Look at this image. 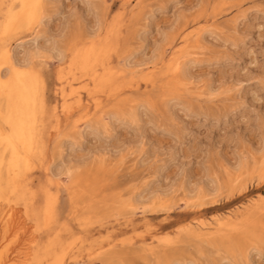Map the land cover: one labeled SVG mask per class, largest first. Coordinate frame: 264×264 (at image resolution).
<instances>
[{"label":"rangeland","instance_id":"rangeland-1","mask_svg":"<svg viewBox=\"0 0 264 264\" xmlns=\"http://www.w3.org/2000/svg\"><path fill=\"white\" fill-rule=\"evenodd\" d=\"M19 6L0 2L12 60L55 45L28 65L35 143L0 192V263L264 264V0Z\"/></svg>","mask_w":264,"mask_h":264},{"label":"bare ground","instance_id":"bare-ground-1","mask_svg":"<svg viewBox=\"0 0 264 264\" xmlns=\"http://www.w3.org/2000/svg\"><path fill=\"white\" fill-rule=\"evenodd\" d=\"M15 1L19 2L20 6L18 9L21 11V15L23 17V20H25L24 16H28V17L31 16L32 17L34 15L36 8H37L38 12L41 11V8H42L41 4H42L43 0H15ZM16 13H17V11H15V8L12 7L10 9V14H8L9 17H8L7 22H6V31H7V29L13 30V29H11L12 26L16 27V25H14V23H13V21H14L13 19L16 18V16H15ZM42 18H43L42 15H39V17L37 19V21H38L37 25L40 24V22L42 21ZM19 21L21 22V20L18 19V22ZM22 23H23V21H22ZM21 27H22V25H21ZM14 30H16V29H14ZM43 32H44V30H43ZM37 37H39V36H37ZM37 39L38 38H36V36H35L34 37L35 41L33 40V42L35 44L33 46L34 47L33 50L28 49L29 51H27L26 55H23V56H25V58L23 57L22 60L16 61L15 59H13L16 62L12 60L13 55L11 56L12 52L10 51L11 49L8 48V42L3 41L1 46H0V192H1L2 188H5L7 186H11L12 184L14 185L15 179L18 178V176L20 174H22V171L24 169H26V167H28L30 164L29 153L32 152V151H30L32 149V146H33L32 139L34 140V143H35V139H34V132H33L32 127L29 126V123L24 121L26 117H28V118H26V120H27V119H29L30 115H32L31 113L33 110L28 107V104H29L30 99L33 98V100H34L33 91H32V93L28 92L29 89L32 87V82H33L32 81V79H33L32 73L29 72L28 65H29V63H31L30 61L33 58H35L36 55H38V54L41 55L40 52L44 51V49H45V51L52 53L50 47H53L55 45V44L54 45L51 44L52 46L48 47L50 49V51H48L45 48V47H47L46 45H45V47H43V46L40 47L41 45L39 46L38 44H36ZM107 42H109V41H107ZM31 44H32V42H31ZM109 46H110V44H109ZM31 47H32V45H31ZM55 48H57V47H55ZM55 48H53L54 51H56ZM58 48H60V47H58ZM60 51H61V48H60ZM47 52H42V53L44 55H47ZM94 52H95L94 50L87 52L86 53L87 55H85L81 59V61L78 63L79 64V70L81 71V73L83 72L82 73L83 75H88V71L93 69L94 63H93V60L91 59V56ZM57 53H59L58 50H57ZM61 54H62V51H61ZM49 55H47V56H49ZM53 55L54 54L52 53L51 56L53 57ZM40 57H42V56H40ZM57 57L58 56L56 54V58ZM54 58H55V56H54ZM75 63H76V60H75ZM5 65H10V72H11L10 74H9V72L4 73V74L1 72V71H4L2 69L5 67ZM184 71H187V70H184ZM185 73H184V75H185ZM95 75H96V73H95ZM10 79H12V80L10 81ZM92 80L95 82V85H97V87H99L100 91H103L105 88H107L109 85V82H110V81H108L107 78H101V79H97V80L93 78ZM67 81L69 82V80H67ZM75 81L76 80H74V82ZM84 90L87 91L86 88H84ZM78 94H79V90L76 89L75 87H73L71 84H69L68 87L66 89H64V91H63L64 102L65 101L67 102L68 97L78 95ZM29 97H30V99H29ZM97 106H98V104H97ZM86 126H88V128L91 129L90 124H88ZM95 128H96V126L95 127L92 126V129H95ZM59 172H60V170H59ZM15 185H16V182H15ZM260 197L264 198V195H260ZM0 205H2V204H0ZM7 208H8L7 210L2 212V213H4L3 216H4V218L7 217V222L9 225H13V226L16 225L15 227L12 228V230H15V229H17L16 228L17 226L20 227L22 221L21 222L19 221L18 211L15 210V207H13V206L8 207L7 206ZM4 220H6V219H4ZM199 222H200L199 225H202L203 227H205L203 222H201L200 220H199ZM207 224H208V222H207ZM217 224H218L220 230L225 228L223 225V220L221 223L220 219H218ZM214 225H215V222H214ZM199 228H200V226H199ZM9 232H11V231H9ZM22 249H24V247ZM26 249H28V248H26ZM22 253L25 254V251ZM7 261H9V260L7 259L6 262ZM61 261H62V257L58 256L56 258V263L61 264ZM12 262H13V260H12Z\"/></svg>","mask_w":264,"mask_h":264}]
</instances>
